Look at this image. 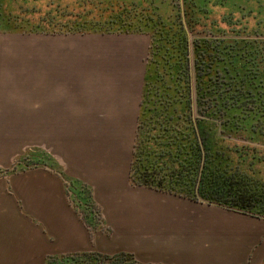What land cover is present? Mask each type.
<instances>
[{
	"label": "trees",
	"instance_id": "obj_1",
	"mask_svg": "<svg viewBox=\"0 0 264 264\" xmlns=\"http://www.w3.org/2000/svg\"><path fill=\"white\" fill-rule=\"evenodd\" d=\"M96 1L116 10L93 16L91 25L78 15L67 30L31 32L149 38L129 182L264 217V38L207 25L197 32L199 13L186 2L185 20L176 6L170 13L155 11L154 0H144L140 13L117 6L121 0ZM10 23L1 10V29ZM84 262L139 264L124 252L65 255L61 264Z\"/></svg>",
	"mask_w": 264,
	"mask_h": 264
},
{
	"label": "rangeland",
	"instance_id": "obj_2",
	"mask_svg": "<svg viewBox=\"0 0 264 264\" xmlns=\"http://www.w3.org/2000/svg\"><path fill=\"white\" fill-rule=\"evenodd\" d=\"M95 1L0 0V11L11 19L7 28L0 26V167H8L19 159L24 166L33 164L29 162V155L36 147L51 151L66 172L84 181L68 178L70 200L85 221L94 227L107 217L104 197L112 192H106L104 186H115L116 180L127 174L135 123L125 116L127 112L117 116L111 109L107 113L103 106L108 102L102 100V95L96 93L88 98L85 90L91 81L97 86L103 80L104 84L125 81L129 87L134 79L132 68L137 63H133V52L129 51L137 49L141 54L137 56L146 60L149 38L127 33L116 40L108 36L106 44L98 41L92 44L84 43V38L92 35L76 34L70 36L77 38V44L70 43L77 45L76 48L60 53L41 46L40 39L53 33L31 31L67 30L78 15H85L91 25L97 21L90 20L93 16L102 14L105 17L116 10ZM143 1L121 0L117 6L125 7L127 12L140 13L142 7H146ZM185 2L194 14L199 13L194 20L197 32H202L207 25V29L225 31L228 35L232 30L240 33L247 30L250 37L264 38V0H154V9L170 13L176 6L184 14ZM206 14L209 19H205ZM183 18L186 20L184 15ZM209 22L213 23L212 28ZM22 23L26 25L23 27ZM190 38L193 39L191 32ZM38 58L46 59L47 70L41 74L44 87H40ZM68 59L72 61H64ZM64 66H71V69L62 70ZM57 85L58 90L61 89L59 93L54 91ZM65 89L68 93L62 91ZM98 104L103 106L98 108ZM38 118L46 122L39 123ZM31 121L35 123L31 125ZM21 164L15 166L20 168ZM53 165L61 170L58 163L53 162ZM124 182L131 184L127 176Z\"/></svg>",
	"mask_w": 264,
	"mask_h": 264
},
{
	"label": "crops",
	"instance_id": "obj_3",
	"mask_svg": "<svg viewBox=\"0 0 264 264\" xmlns=\"http://www.w3.org/2000/svg\"><path fill=\"white\" fill-rule=\"evenodd\" d=\"M72 35L76 34H51L40 39L41 46L60 53L72 51L77 45L70 43L78 42L77 38L70 37ZM85 35L92 37H85L84 43L106 44L107 38L116 40L123 34ZM129 52H133V63L137 62L132 68L134 79L129 87L125 81L104 84L103 80L97 86L91 81L85 93L88 98L96 93L102 95L108 105L98 104V108L103 106L107 113L113 109L117 116L127 112L125 116L135 123L145 60L137 56L141 55L137 49ZM38 61L40 87H44L41 74L47 70L46 59L38 58ZM67 69L71 66L62 68ZM91 78L94 80L95 75ZM60 90L54 91L59 93ZM62 91L68 93L67 89ZM94 100L98 102L97 98ZM45 112L46 109L41 115ZM106 116L109 118L108 114ZM45 122L44 118L39 121ZM31 152L29 162L33 164L24 166L19 159L8 167H0V264H61L65 255L82 252L105 255L124 252L139 264L264 263V217L127 185L124 182L127 170L125 176L116 180L115 186H104L106 192H112L104 197L107 217H103L99 226H90L70 200L68 178L84 181L66 172L51 151L36 147ZM53 162L58 163L61 170ZM18 163H22L20 168L16 167Z\"/></svg>",
	"mask_w": 264,
	"mask_h": 264
},
{
	"label": "flooded vegetation",
	"instance_id": "obj_4",
	"mask_svg": "<svg viewBox=\"0 0 264 264\" xmlns=\"http://www.w3.org/2000/svg\"><path fill=\"white\" fill-rule=\"evenodd\" d=\"M262 264H264V263H262Z\"/></svg>",
	"mask_w": 264,
	"mask_h": 264
},
{
	"label": "water",
	"instance_id": "obj_5",
	"mask_svg": "<svg viewBox=\"0 0 264 264\" xmlns=\"http://www.w3.org/2000/svg\"><path fill=\"white\" fill-rule=\"evenodd\" d=\"M184 15V14H183Z\"/></svg>",
	"mask_w": 264,
	"mask_h": 264
}]
</instances>
